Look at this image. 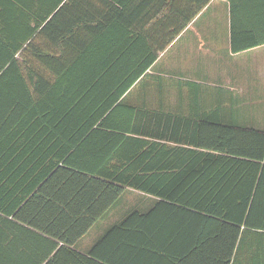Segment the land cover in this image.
<instances>
[{
	"label": "trees",
	"instance_id": "obj_1",
	"mask_svg": "<svg viewBox=\"0 0 264 264\" xmlns=\"http://www.w3.org/2000/svg\"><path fill=\"white\" fill-rule=\"evenodd\" d=\"M34 3L0 0V246L3 234L33 233L43 264H264V128L238 123L232 107L172 109L198 98L167 95L160 75L141 80L157 50L130 64L97 47H39L54 6L34 18ZM253 3L254 15L231 11L233 52L264 43V0ZM90 23L82 40L96 42ZM144 85L151 95L135 97ZM127 189L156 201L87 256L72 250Z\"/></svg>",
	"mask_w": 264,
	"mask_h": 264
},
{
	"label": "crops",
	"instance_id": "obj_2",
	"mask_svg": "<svg viewBox=\"0 0 264 264\" xmlns=\"http://www.w3.org/2000/svg\"><path fill=\"white\" fill-rule=\"evenodd\" d=\"M26 1L35 2L33 17L40 18L56 0ZM254 1L207 0L202 5V0H59L48 17L52 39L40 33V25L35 43L52 49L97 47L101 59H120L119 63L130 64L142 62L157 50L141 80L151 82V75H160L167 83V95L198 98L191 104L188 98L183 105L171 104L172 109L190 116L212 111L228 113L232 107L238 123L264 128V43L233 52L230 40L231 11L235 16L254 15L259 11ZM90 22H96V42L82 40L89 29H94ZM257 31L264 36V30ZM75 33H80L81 42L67 39ZM152 91L144 85L133 95L150 96ZM138 197L149 201L144 208L139 207L141 212L156 201L144 193ZM123 218L108 226L104 222L99 225L97 220L72 250L87 256L104 232ZM2 238L8 246H0V264H43L42 238L36 234H22L12 240L3 234ZM68 257L62 264H77L73 256ZM136 264L167 262L140 258Z\"/></svg>",
	"mask_w": 264,
	"mask_h": 264
},
{
	"label": "rangeland",
	"instance_id": "obj_3",
	"mask_svg": "<svg viewBox=\"0 0 264 264\" xmlns=\"http://www.w3.org/2000/svg\"><path fill=\"white\" fill-rule=\"evenodd\" d=\"M134 193L136 195H134ZM138 194L143 193L136 190L130 191L127 189L121 198L105 213L103 217L100 218L99 225L101 222H104L105 224H103L108 226L115 220L117 221L118 219L126 216L128 213H130V211L139 210L140 208H144L146 205H148L149 201L139 198Z\"/></svg>",
	"mask_w": 264,
	"mask_h": 264
}]
</instances>
